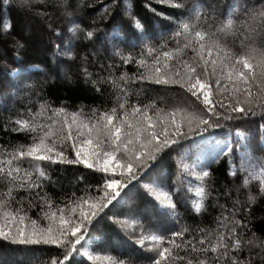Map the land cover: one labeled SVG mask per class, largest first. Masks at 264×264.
Wrapping results in <instances>:
<instances>
[{"label":"snow or ice","instance_id":"snow-or-ice-1","mask_svg":"<svg viewBox=\"0 0 264 264\" xmlns=\"http://www.w3.org/2000/svg\"><path fill=\"white\" fill-rule=\"evenodd\" d=\"M17 2L42 8L14 28L3 18L10 0H2L0 56L11 51L18 66L8 73L5 96L33 89L23 57L52 37L56 57L74 60L80 42L93 62L101 54L114 62L101 64L108 74L95 79L81 70L84 84L103 98L87 113L83 106L69 111L63 101L53 106L35 92V110L26 106L5 123L30 142L0 145V264H95L89 241L105 252L117 244L133 249L106 255L105 264H264V233L255 230L253 208H264V159L248 154L257 137L264 150V0H229L223 9L212 0H144V15L133 8L135 0H95L94 14H85L93 6L85 0ZM55 14L67 18L66 30L49 25L37 36L32 21L47 24ZM129 64L136 67L131 75L121 70ZM59 76L71 81L64 70ZM234 146L243 162L237 168L230 159L227 176L240 181L237 191L252 181L258 190L226 207L218 204L212 166L231 158ZM65 166L100 175L79 195L64 191L54 200L48 187L63 186L51 173ZM189 177L198 182V199L185 211L202 214L218 205L213 228L190 231L182 224L177 205L187 203L181 186L191 191ZM86 179L78 174L70 184L75 189ZM141 202L152 206L150 215ZM130 220L137 226L131 231Z\"/></svg>","mask_w":264,"mask_h":264},{"label":"trees","instance_id":"trees-1","mask_svg":"<svg viewBox=\"0 0 264 264\" xmlns=\"http://www.w3.org/2000/svg\"><path fill=\"white\" fill-rule=\"evenodd\" d=\"M85 2H91L93 4L92 7L84 9L85 14H94L95 11L100 7V4L95 3V0H85ZM105 2H107V0H105ZM195 2L196 0H187L188 5H191ZM212 2L216 3L221 9H223L224 5L227 4L229 0H212ZM10 3L11 7L7 11L3 12V18L10 19L14 28L24 24L26 21L36 16V12L42 8V5H35L30 11L27 7H22L17 2V0H10ZM2 8L3 4L2 0H0V9ZM133 8L138 10L142 15L147 14L146 10L144 9V0H135ZM115 14V11H113V15ZM148 15L150 17V14ZM32 23L33 29L37 36H40L44 30L48 29L49 25H51L52 29H58L62 32L65 31L66 27L68 26L67 18L59 14L52 15L47 24L42 23L39 17H36ZM86 23H92L91 15H89ZM97 23L106 27V25L99 20H97ZM156 27L158 28L159 25H156ZM106 30L111 31V29ZM120 36H123L122 32L117 34V39H119ZM17 39H19V36H17ZM52 39H54V37L46 39L44 43H35L27 50L23 57L25 61V75L29 77L27 83L31 84L33 89L31 91L25 89L15 98L5 96V93L9 91L8 84L10 81L8 79V73L10 70L17 68L18 66L12 62L13 56L11 51L4 53L3 56H0V82H2V84H0V145L26 144L30 142L23 133H14L10 130L6 131L5 123L9 117L15 116L17 110H19L21 113L24 112L26 106L35 110V101L37 100V97L34 95L35 92H39L41 97H46L53 103V106H59L61 101H63L69 111H75L80 106H83V111L87 113L90 106L95 107L103 102V98L99 93H96L91 89V85L86 86L84 84V78L81 70L86 67L87 71L93 74L92 78L95 79L97 74H108V70L106 68L102 69L101 64L107 65L109 63H113L114 61L104 60V54H101V57L93 62L91 50L83 47L80 42H77L80 44V46L75 49L76 57L74 60H69L67 57H56L54 54L55 49L51 47ZM11 42L12 37H9L8 43L11 44ZM56 43H59V41H56ZM171 46L172 44L170 43L169 47ZM40 47L42 49H40ZM121 47L123 48L124 45H121ZM39 50H42V52ZM82 56H87V64H84L81 60L80 57ZM37 67L39 68V71H36ZM61 70L69 73L71 81L60 78L59 73ZM121 70L126 71L129 75H131L132 73L136 72V67L132 64H129L123 66V69ZM111 71L116 76L120 74V72L116 69H112ZM30 99L32 103L29 102ZM8 128H11L10 124L8 125ZM233 153L234 155H232L231 158L223 157L212 166L213 175L216 177L215 188L220 192L218 204H224L226 207H231V200L236 198L243 200L246 198V195L249 191L255 193L258 190V181H252L247 189L240 188V190L237 191V188L240 186V181H234V178H229L227 176V171L230 159L234 167L238 168L241 165L243 162L241 155L242 150H238L234 146ZM248 154L256 160L264 159V150H261L259 147V137H257L256 142L253 145L249 146ZM55 167L57 169L61 168L59 165ZM51 174L54 179L59 178L60 184L63 186L62 188L58 186L55 189H53L51 186L48 187L47 190L54 200L57 197L62 196L64 191L76 190L77 194L79 195V189L82 188L84 184L94 183V180L92 179L93 175H96L97 178L100 175L93 174L90 170H86L80 166H65L64 170L53 171ZM78 174H83L87 177V179L81 184H78L76 188L73 189L70 181L75 175ZM179 179L183 180L185 178L180 177ZM188 179L191 180V191H185L184 187L181 186V191L184 193V200L187 203L185 205H177L181 215L183 216L182 224L189 227L190 231L196 229L197 226H207L208 228L215 227V217L219 215L220 212L218 205L209 206L208 210L202 214H195L191 211H185L187 204H194L198 199L196 195V187L198 182L192 180L190 177ZM171 184L172 180H169V185ZM225 192H227V195H225ZM213 195L215 196V191L213 192ZM253 208L256 216L254 225L255 230L258 232V234L264 233V208L258 205H254ZM140 210L145 216L150 215L153 212L152 206L145 202L140 203ZM36 211V209H33L29 215L35 218ZM143 224L145 227H147V220H144ZM129 228L131 231L132 229L137 228V226L130 220ZM184 238L187 239V235ZM176 239L179 243L181 238L177 237ZM98 243L99 241L88 242L89 250L92 251L95 256L99 257L95 264H105L104 257L106 255L116 257L122 252L127 254L133 250L127 245L117 244L115 245L114 250L105 252L99 247H96ZM137 256L139 257V253H137ZM119 258L128 259V256L120 255ZM86 264H93V262L86 261ZM137 264H147V261L139 259Z\"/></svg>","mask_w":264,"mask_h":264},{"label":"bare ground","instance_id":"bare-ground-1","mask_svg":"<svg viewBox=\"0 0 264 264\" xmlns=\"http://www.w3.org/2000/svg\"><path fill=\"white\" fill-rule=\"evenodd\" d=\"M170 45V44H169ZM81 58V57H80ZM81 62V61H80ZM92 62V61H91ZM76 69V68H75ZM71 73H72V71H71ZM76 75V74H75ZM53 80V79H52ZM185 220V219H184ZM187 235V234H186Z\"/></svg>","mask_w":264,"mask_h":264},{"label":"rangeland","instance_id":"rangeland-1","mask_svg":"<svg viewBox=\"0 0 264 264\" xmlns=\"http://www.w3.org/2000/svg\"><path fill=\"white\" fill-rule=\"evenodd\" d=\"M40 49H42L41 47H40ZM39 51H41L42 52V50H39ZM3 56V55H2Z\"/></svg>","mask_w":264,"mask_h":264}]
</instances>
